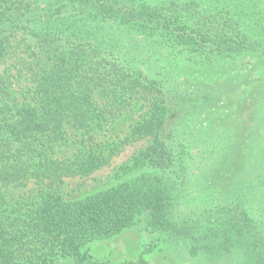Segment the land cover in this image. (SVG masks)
Here are the masks:
<instances>
[{"label":"trees","instance_id":"obj_1","mask_svg":"<svg viewBox=\"0 0 264 264\" xmlns=\"http://www.w3.org/2000/svg\"><path fill=\"white\" fill-rule=\"evenodd\" d=\"M18 33L34 85L20 99L0 74V264H97L90 246L134 226L149 252L164 242L208 264H264V0H0V63ZM247 56L254 67L238 72ZM248 88L242 118L218 115ZM140 102L125 140L95 142ZM69 128L88 138L61 157ZM140 141L125 181L61 197L66 179Z\"/></svg>","mask_w":264,"mask_h":264},{"label":"rangeland","instance_id":"obj_2","mask_svg":"<svg viewBox=\"0 0 264 264\" xmlns=\"http://www.w3.org/2000/svg\"><path fill=\"white\" fill-rule=\"evenodd\" d=\"M25 42L22 33H18L11 40L8 47L7 56L0 63V74L10 75L14 83L13 90L17 96L22 99L29 88L34 85L29 64L32 59L28 58L25 52ZM255 59L247 56L240 60L238 65L234 67L238 72H248L255 65ZM198 76H206L198 69L192 70ZM214 77H223L229 75L228 70L225 74L216 72ZM254 80H259L263 77V72L257 69L253 74ZM215 78V79H216ZM258 83V81H256ZM251 93L252 90L246 89L239 93L218 115L231 117L233 119L242 118L245 104V93ZM243 97V98H242ZM95 99L99 105H103L105 100L98 92L95 93ZM147 111V106L143 103H137L132 108L126 110L123 115L112 121L102 130H96L92 133L93 139L100 145H108L125 140L131 131V127L140 121ZM245 118V116H244ZM68 144L60 152L61 157H68L73 152L82 149L87 135L82 132L69 128L68 130ZM148 141H140L134 144L125 145L120 154L113 158L111 165L100 171H97L87 177H77L73 179H66L59 187V194L65 201H73L92 195L103 189L117 185L130 175L125 174L123 168L132 164L134 157L138 155L140 150L148 145ZM33 187L30 184L27 189L14 190V197L16 200L23 202L26 193ZM154 239L149 237L145 232L140 230V227L134 226L126 229L119 236L107 241H96L89 249V253L97 264H119L122 261H137L143 257L150 264H208L204 259L199 257H189L185 251H181L173 246H168L161 242L152 252L148 251L149 244ZM160 241H162L160 239ZM56 264H77L72 259H58Z\"/></svg>","mask_w":264,"mask_h":264}]
</instances>
